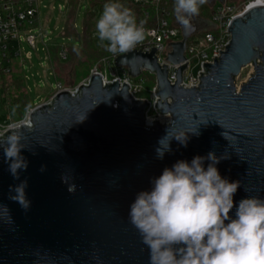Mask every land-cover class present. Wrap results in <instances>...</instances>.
<instances>
[{
  "label": "water",
  "instance_id": "water-1",
  "mask_svg": "<svg viewBox=\"0 0 264 264\" xmlns=\"http://www.w3.org/2000/svg\"><path fill=\"white\" fill-rule=\"evenodd\" d=\"M177 27L182 41L170 44L168 62L181 65L188 41L215 25L196 16L191 28ZM227 31L231 40L225 52L203 65L197 88L180 87L188 62L174 70L177 81L171 85L170 67L157 63L155 48L115 59L132 79L143 72L156 78L154 107L170 117L169 124H148L150 105L135 101L125 83L104 87L98 74L76 97L57 92L50 104L34 108L33 129L22 130L29 150H22L28 168L20 180L10 174L0 148V204L14 221L5 223L0 210V264H149V249L128 219L131 204L139 192L152 189V180L166 167L209 152L229 156L216 167L222 178L241 182L232 218L241 199H264V7L237 17ZM250 66L254 75L238 91L236 79ZM167 131L169 138L189 132L187 146L173 138L171 151L158 159L155 150ZM24 179L31 201L27 212L9 199V186Z\"/></svg>",
  "mask_w": 264,
  "mask_h": 264
},
{
  "label": "clouds",
  "instance_id": "clouds-1",
  "mask_svg": "<svg viewBox=\"0 0 264 264\" xmlns=\"http://www.w3.org/2000/svg\"><path fill=\"white\" fill-rule=\"evenodd\" d=\"M206 3L208 0H174L175 20L185 29L191 28L192 18L199 15L200 7ZM145 24L121 0H106L95 23L94 38L112 55L129 53L153 35ZM33 111L29 104L22 116L13 120V108L9 117L12 122L0 134V148L15 180H20L21 171L28 168L22 150L29 148L22 130L33 129ZM85 119L86 114L78 117L76 123ZM188 133L169 138L167 131L158 141L157 158L163 159L171 151L173 138L186 147ZM222 135L227 139L225 133ZM228 158L209 152L207 156H195L190 163L179 160L152 180L151 190L137 194L128 219L149 249V264H264V199H241L235 218L230 216L241 182L222 178L216 167ZM206 160L209 163L205 168ZM40 171L44 172L45 166ZM27 187V179L9 186V199L25 212L31 205ZM68 191L75 189L69 187ZM0 210L5 223H14L7 205L0 204Z\"/></svg>",
  "mask_w": 264,
  "mask_h": 264
},
{
  "label": "built area",
  "instance_id": "built-area-1",
  "mask_svg": "<svg viewBox=\"0 0 264 264\" xmlns=\"http://www.w3.org/2000/svg\"><path fill=\"white\" fill-rule=\"evenodd\" d=\"M135 3L149 8L148 11L144 12L142 19L146 21V29L150 30L153 35L149 36L142 44L137 45L131 52L141 50L143 54H146V52L151 54L152 48L157 49L155 51L157 63L161 67H163V64L170 67L168 77L171 85H175L177 81L174 70H178V68L188 62L186 70L182 73L183 81L180 85L181 88L184 87L186 89L197 88L200 84L199 73L205 75L203 65L214 64L213 58H218L221 56L220 52H225L226 46L231 40V34L227 31L231 23L237 17H241L251 11L252 8L264 7V0H225L222 5L217 3L213 8H210V19L208 18L215 25V29L202 32L191 38L186 45L187 50L185 52L184 63L174 65L168 62V56L172 52L170 44L180 43L182 41V34L177 27L178 22L176 24L171 23V18L174 16L169 10L168 0H135ZM42 5L41 0H0V72L9 74L11 71L8 53L13 42L20 44L22 41H25L32 49L36 48L38 41L45 44L39 11V7ZM59 10L62 11V8L60 7ZM73 27L76 30L74 25ZM48 50L49 46H46L47 54L49 53ZM58 53L61 61H66L69 58L66 49L63 50L61 48ZM18 54L19 51L17 52ZM26 55L27 60H32L33 55L30 52L26 53ZM122 55L108 53L107 57L95 64L89 76L83 79L79 85L65 88L60 82H57L54 85L52 94L68 91L70 96L76 97L75 95L79 92V87L81 85L88 86L91 82L90 78L98 74L101 76V80H103L104 87L118 81L122 88L125 83L129 86V94H131L135 101L147 102L150 105V109L146 114L147 122L160 118H170L160 116L154 107L157 101L155 92L157 88L156 78L155 86L150 91L151 98H139V94L143 90L142 85L134 82L135 79H132L128 75L127 68L122 69L115 65V59ZM49 59L51 61L50 54ZM53 76L55 77L54 71ZM53 95L45 104L51 103ZM4 130L5 127L0 123V134Z\"/></svg>",
  "mask_w": 264,
  "mask_h": 264
},
{
  "label": "rangeland",
  "instance_id": "rangeland-1",
  "mask_svg": "<svg viewBox=\"0 0 264 264\" xmlns=\"http://www.w3.org/2000/svg\"><path fill=\"white\" fill-rule=\"evenodd\" d=\"M41 1L43 5L39 7V11L41 25L43 26L45 44L41 41H38L36 48L32 49L25 41H22L20 44L18 42H13L12 47H16V49L13 50V55H11L12 69L14 72H19L21 77L24 78V84H26L28 98L32 104H35L33 109L39 107V105L45 104L51 98L50 94L53 92L54 85L57 83L55 81V77L53 76V71L56 73L57 78L62 83V85L67 88L76 86L74 81V74L76 70V76L81 75L85 70L84 66L81 65L79 67V59L77 57H75L71 63L69 58L66 59V61L61 62L63 65L67 64L66 66H60L58 69H54L52 67V63L49 59V53L47 54L46 51V46H57L65 50L67 48H80V42L78 43L75 38L63 36L64 30L66 28L65 23L71 12L68 6L69 0ZM44 6H46V8H44ZM60 7L62 8V11L59 10ZM100 11V8H96L94 10L96 20ZM90 12H92V9L90 8V0H80L78 7H76L74 12L72 21V24L76 27V34L78 36L82 35L85 16ZM208 18L210 19V17ZM176 22L177 21L175 20V17L171 18L172 24H176ZM94 32L95 29L93 30L91 38H93V45L95 49L98 51H104V49L94 38ZM18 51L19 54L16 55ZM28 52L33 55L32 60L26 59V53ZM91 68L92 65H89L87 69L91 70ZM240 74L241 75L236 79L235 82L236 89H238V91H240L242 84L246 83L254 75L253 66L244 68ZM150 77L154 78V76H151L145 72L137 80H134V82L138 84L140 83L143 87L142 92L139 94V98H151L150 91L152 88V80ZM5 105L6 99H3V88L0 79V123L6 128L7 124L10 123L11 120H9L10 113H8L6 110ZM14 118L15 117L12 119ZM156 120L163 121V118ZM169 123L170 118H168L167 123L164 122L162 124Z\"/></svg>",
  "mask_w": 264,
  "mask_h": 264
},
{
  "label": "trees",
  "instance_id": "trees-1",
  "mask_svg": "<svg viewBox=\"0 0 264 264\" xmlns=\"http://www.w3.org/2000/svg\"><path fill=\"white\" fill-rule=\"evenodd\" d=\"M80 0H69L68 1V6L69 9L71 10L70 16L66 21V28L64 30V36L68 38H75L78 43L80 42V48H67V53L69 54V60L70 63L73 62L74 58L77 57L79 59V67L82 65L85 67V70L83 73L79 76H76L77 70L75 72L74 76V81L75 85H79L83 79L87 78L88 75L90 74L91 70L95 67V64L100 61L101 59L105 58L108 56V52L106 51H98L95 49L93 45V38H91L93 30L95 29V15H94V10L96 8H100L102 10L103 4L106 2V0H90V8L92 9V12L86 14L85 19H84V29L82 35L78 36L76 34V30H74L72 21H73V15L76 10V7H78ZM122 3H124L127 7L131 8L136 17L137 20H141L142 16L145 11H148L149 8L136 4L135 0H121ZM173 4L174 0H168V5H169V10L173 12ZM210 8L207 7L205 4L200 7V13L198 17L203 18L205 20H208V17H210ZM175 17V16H174ZM143 20V19H142ZM16 47H12L9 50L8 56L10 57V72L9 74H4L0 72V79H1V85L3 88V99H6V110L8 113H10V116L12 115V109L16 108V115L14 116L15 119H19L23 112L24 109L27 105H31L32 108L34 107L35 104H32L30 102V99L28 98V93L26 89V84H24V78L21 77L19 72H14L12 69V56L13 55V50H15ZM60 47L54 46V47H49V54L51 56V63L52 67L54 69H58L60 66H66L63 65L59 58V51ZM17 55V53H16ZM89 65H92L91 70L87 69ZM62 69V68H61ZM151 78V77H150ZM152 80V88L155 86V78H151ZM55 81L60 82L57 78V75L55 73ZM61 83V82H60ZM62 84V83H61ZM53 94H50V97ZM12 122V121H11Z\"/></svg>",
  "mask_w": 264,
  "mask_h": 264
},
{
  "label": "bare ground",
  "instance_id": "bare-ground-1",
  "mask_svg": "<svg viewBox=\"0 0 264 264\" xmlns=\"http://www.w3.org/2000/svg\"><path fill=\"white\" fill-rule=\"evenodd\" d=\"M155 121H157V120H155ZM155 121H148V122H149V124H153ZM160 122L167 123L168 122V118L167 119L163 118V121L161 120Z\"/></svg>",
  "mask_w": 264,
  "mask_h": 264
}]
</instances>
